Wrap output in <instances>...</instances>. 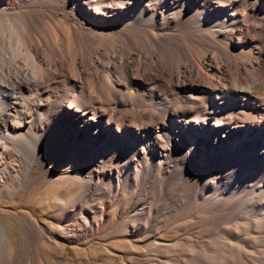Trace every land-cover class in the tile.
Here are the masks:
<instances>
[{"label":"bare ground","instance_id":"6f19581e","mask_svg":"<svg viewBox=\"0 0 264 264\" xmlns=\"http://www.w3.org/2000/svg\"><path fill=\"white\" fill-rule=\"evenodd\" d=\"M0 18V192L70 158L54 179L80 182L54 240L27 220L16 250L0 228V264H70L62 242L127 208L120 264H264V0H0Z\"/></svg>","mask_w":264,"mask_h":264},{"label":"rangeland","instance_id":"374dc122","mask_svg":"<svg viewBox=\"0 0 264 264\" xmlns=\"http://www.w3.org/2000/svg\"><path fill=\"white\" fill-rule=\"evenodd\" d=\"M52 15L58 22L62 20L60 25L61 30L66 34H69L66 29V25H70L68 19L60 12L53 13ZM1 19L2 18H0V32L7 33L9 30V23L5 19ZM24 19L30 22V25L32 26L31 33L33 35H40L42 33L41 26L44 24L45 20L42 15H38L34 11H28L26 12ZM16 28L18 32L23 29L21 21L16 20ZM81 49L86 50L88 57L92 58L93 47L91 43L84 44L83 47L81 46ZM72 161H75V159L70 158L64 160L58 168L48 173L40 180V182L32 185L30 189L19 193L18 195H15V190L11 186H8L7 189H5L6 192H4V190L3 192H0V228L3 226L7 228L9 238L16 250L19 249L24 241L23 233L27 220H29L32 226L39 229L41 233L50 240L55 239L57 228L68 223L69 217L64 211L67 208L68 203L61 199V197H64L67 200L72 199L75 193L80 189V182L76 177H71L70 179L62 181L55 180L54 178L57 177L55 174L62 172V170L68 167ZM128 211L129 209L127 208L125 212L120 215L121 220L124 218L122 216L127 214ZM120 217L115 219L114 224L117 220H120ZM105 223L106 222L103 223L100 233L92 230L89 238L84 242L78 241L75 244L68 241L62 242L64 248L61 251V254L63 257L68 258V263L82 264L81 260L85 259V261L90 264L88 255L85 253L86 246L88 247L91 256L94 252L101 256L108 252L116 257L113 258V260L117 261L118 259V262H116L117 264L122 262L121 259H124L126 263L128 262L130 259L128 248L123 244H119L118 240L122 241V239H127L132 241L128 236L131 231L129 226L127 225L117 232V235H120L121 239L116 240L112 238L115 233L109 234L108 232L114 224L111 225L112 227H106ZM124 223L126 224V222ZM40 242V244H42L43 241L40 240ZM135 245L142 249V247L146 246V242H135ZM73 247L76 249V252ZM78 248L82 251L78 250ZM36 251L39 254L38 260H44L45 264H50L52 262V257L59 256L57 250L51 249L48 251L44 247H40V250ZM142 263L144 264L143 257L139 255L135 256L134 264Z\"/></svg>","mask_w":264,"mask_h":264}]
</instances>
